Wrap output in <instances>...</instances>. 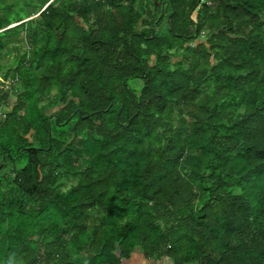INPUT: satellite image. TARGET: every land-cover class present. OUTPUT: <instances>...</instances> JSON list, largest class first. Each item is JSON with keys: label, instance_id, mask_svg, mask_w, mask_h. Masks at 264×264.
I'll return each instance as SVG.
<instances>
[{"label": "trees", "instance_id": "trees-1", "mask_svg": "<svg viewBox=\"0 0 264 264\" xmlns=\"http://www.w3.org/2000/svg\"><path fill=\"white\" fill-rule=\"evenodd\" d=\"M167 1L0 0V264H264V0Z\"/></svg>", "mask_w": 264, "mask_h": 264}, {"label": "crops", "instance_id": "crops-1", "mask_svg": "<svg viewBox=\"0 0 264 264\" xmlns=\"http://www.w3.org/2000/svg\"><path fill=\"white\" fill-rule=\"evenodd\" d=\"M143 0V7L142 6H138V10L140 11L142 9V11L144 10V14L141 16L140 21L137 24V28L139 31L144 30L145 28H147V26H143L142 24L145 25L149 24L148 21V15H152L155 18H160V15L163 12V18H161V32L164 33L166 32L167 27L170 25L169 21L166 19L165 15L169 14L170 8L168 6V1L167 0ZM148 11V12H147ZM191 18L193 20H196L197 18V11H193L190 14ZM155 24V23H154ZM206 34L207 33H203L201 35V37L199 39H196L194 44H198L201 42H206L208 39H206ZM124 264H150L149 262L147 263V261L144 259L143 255L140 253V251L135 250V252L131 255L130 259L128 261H126ZM152 264H172L171 261H169L168 259H161L158 262H154Z\"/></svg>", "mask_w": 264, "mask_h": 264}, {"label": "rangeland", "instance_id": "rangeland-1", "mask_svg": "<svg viewBox=\"0 0 264 264\" xmlns=\"http://www.w3.org/2000/svg\"><path fill=\"white\" fill-rule=\"evenodd\" d=\"M134 83H138V81H137V80L129 81V84H130V85H132V84H134ZM14 101H15V100H14L13 96L10 95V96H9V102H10V103H13Z\"/></svg>", "mask_w": 264, "mask_h": 264}, {"label": "built area", "instance_id": "built-area-1", "mask_svg": "<svg viewBox=\"0 0 264 264\" xmlns=\"http://www.w3.org/2000/svg\"><path fill=\"white\" fill-rule=\"evenodd\" d=\"M200 1H204V0H200Z\"/></svg>", "mask_w": 264, "mask_h": 264}]
</instances>
